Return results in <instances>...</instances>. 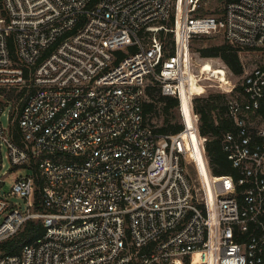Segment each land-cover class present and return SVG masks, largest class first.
Instances as JSON below:
<instances>
[{
    "label": "built area",
    "instance_id": "obj_1",
    "mask_svg": "<svg viewBox=\"0 0 264 264\" xmlns=\"http://www.w3.org/2000/svg\"><path fill=\"white\" fill-rule=\"evenodd\" d=\"M207 1L0 0V241L45 228L0 264H264V63L232 81L191 52L218 32L264 48V0ZM154 85L180 131L145 113ZM214 87L236 175L212 173L201 132L195 98Z\"/></svg>",
    "mask_w": 264,
    "mask_h": 264
},
{
    "label": "trees",
    "instance_id": "obj_2",
    "mask_svg": "<svg viewBox=\"0 0 264 264\" xmlns=\"http://www.w3.org/2000/svg\"><path fill=\"white\" fill-rule=\"evenodd\" d=\"M96 1L97 0H93V3ZM169 40L171 41V39ZM200 53L205 57H221L236 74H240L244 69L238 51L228 41L222 44L203 46L200 48ZM203 65L206 70L217 68L214 67L210 61L204 62ZM147 91L150 100L145 102V113L149 119L151 120V114L156 112L157 108L162 104V110L167 116L164 119L165 124L161 125L159 130L162 132L180 131L183 128V124L178 121L175 112L179 103L178 99L173 96L162 94L160 88L156 85L149 86ZM9 97H14V92H12ZM224 101L225 94L219 92L214 94L211 93L207 97H196L195 108L200 114L201 132L208 137L207 151L210 157L212 173L215 175H236L237 171L232 166L230 159L221 145L223 132L232 127V120L226 115ZM44 230L45 228L41 221L29 220L18 234L0 241V251L3 254L18 253L26 243H30L39 238Z\"/></svg>",
    "mask_w": 264,
    "mask_h": 264
},
{
    "label": "rangeland",
    "instance_id": "obj_3",
    "mask_svg": "<svg viewBox=\"0 0 264 264\" xmlns=\"http://www.w3.org/2000/svg\"><path fill=\"white\" fill-rule=\"evenodd\" d=\"M225 3H226V0H208L207 3H205V5L203 6L205 8L204 11H211V10H215V9H220L224 6ZM225 41H227V40L225 39L222 32H218L216 34L199 37L193 41L191 52H192V56L194 57L195 69L197 72H198L199 68L201 67V65H203L204 62H206V61H210V62H214V63L220 62V63L225 64V62L223 61V59L221 57H218V56L205 57V56H202L200 53V48H202L203 46H207V45H211V44H222ZM234 48L239 53L240 59H241L242 64H243V68L244 67H253L256 64H263L264 63V48H239L236 46H234ZM203 68H204V65H203ZM208 71L210 72V70H208ZM229 78L232 79V81H237L238 75L236 73H234L233 71H229ZM194 89L198 90L197 86H193V90ZM217 90L218 89L216 87L210 89L212 94L217 93ZM162 107H163V105L161 104V106L159 108H157L156 112H153L151 114V117H150L151 121H153L158 126L165 124L164 119L167 116V114L162 110L163 109ZM175 112H176L178 121H180V118L178 116V111L176 109H175ZM8 114H9V110L6 109L4 112V115H3V120L5 123L8 122V118H7ZM200 126H201V122H200ZM193 155L196 158H198L199 164L201 166L202 162L200 161V155L198 154V152L193 151ZM3 156H4L5 166L8 168L10 166L11 162L7 156V149L5 147H3ZM190 171H191L193 176L196 175L195 168L192 165L190 166ZM19 173L25 174L26 171L23 170ZM11 178L13 179V177H11ZM8 185H9V183L7 184L6 187H8ZM13 198L15 200L21 201V199L19 197H13ZM0 222H1V220H0Z\"/></svg>",
    "mask_w": 264,
    "mask_h": 264
},
{
    "label": "bare ground",
    "instance_id": "obj_4",
    "mask_svg": "<svg viewBox=\"0 0 264 264\" xmlns=\"http://www.w3.org/2000/svg\"><path fill=\"white\" fill-rule=\"evenodd\" d=\"M213 69H215L216 71L215 72H218V73H220V72H222L223 71V68L222 67H217V68H212L210 71H212ZM203 70H205L204 68H203ZM222 76V80L224 79V80H226V78H224L223 77V75H221ZM225 82H227V81H225ZM193 86H197V89H199L200 88V86H199V84L197 83V82H194V84H193ZM185 120H186V124H187V126H188V133L190 134V136H191V139L193 140V142L195 143L196 141V139H197V134H195V132L192 130V120H191V116H190V112H188V111H186V115H185ZM193 151H196V152H198V154L200 155V152H199V150H198V148H197V145H195V147H194V150ZM200 161H201V159H200ZM202 164V163H201ZM203 168V167H202ZM205 176H206V178H208V180L210 179V174H209V170H208V168L206 167V165H205Z\"/></svg>",
    "mask_w": 264,
    "mask_h": 264
}]
</instances>
